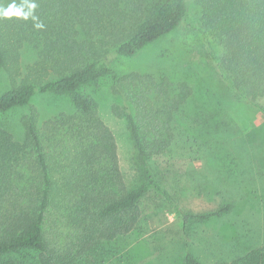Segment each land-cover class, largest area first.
Instances as JSON below:
<instances>
[{"label":"trees","instance_id":"1","mask_svg":"<svg viewBox=\"0 0 264 264\" xmlns=\"http://www.w3.org/2000/svg\"><path fill=\"white\" fill-rule=\"evenodd\" d=\"M190 1L35 0L36 21L0 17V73L9 82L0 92V264H90L103 243L139 226L140 203L150 193L181 219L184 233L231 212V205L185 212L152 168L174 145L188 84L115 69L118 59L176 30ZM195 1L202 33L217 44L211 59L220 77L264 114V0ZM12 2L0 0V7ZM25 47L37 54L24 70ZM104 81L120 99L111 112L125 122L141 167L134 187L93 97ZM37 96L64 97L69 107L43 117L32 103ZM21 110L16 133L4 116ZM181 264L203 263L187 252ZM215 264H264V246Z\"/></svg>","mask_w":264,"mask_h":264},{"label":"rangeland","instance_id":"2","mask_svg":"<svg viewBox=\"0 0 264 264\" xmlns=\"http://www.w3.org/2000/svg\"><path fill=\"white\" fill-rule=\"evenodd\" d=\"M195 0L186 19L169 35L116 63L119 74L149 71L154 77L184 81L190 97L176 117L175 142L168 154L152 162L157 179L192 214H208L231 205L230 213L194 223L188 233L159 196L140 203L141 222L127 236L103 243L90 264H181L191 252L203 264L229 261L264 246V114L240 100L222 80L211 59L216 42L202 33ZM36 52L25 47L22 65ZM0 73V92L8 87ZM109 81L93 88L100 118L116 137L122 170L129 187L141 180V167L126 124L111 112L120 102ZM32 103L43 117L68 109L65 98L37 96ZM25 110L4 116L19 133ZM16 125V128H15ZM96 258H99L96 260Z\"/></svg>","mask_w":264,"mask_h":264},{"label":"clouds","instance_id":"3","mask_svg":"<svg viewBox=\"0 0 264 264\" xmlns=\"http://www.w3.org/2000/svg\"><path fill=\"white\" fill-rule=\"evenodd\" d=\"M36 8L37 4L35 3V0H32L30 3L25 0L24 3L19 5L15 2V0H13L12 3L7 5V7H0V17L10 19L15 16L24 20L31 18L33 21H36L37 17L33 15V12ZM35 27L42 28L43 25L36 23Z\"/></svg>","mask_w":264,"mask_h":264}]
</instances>
